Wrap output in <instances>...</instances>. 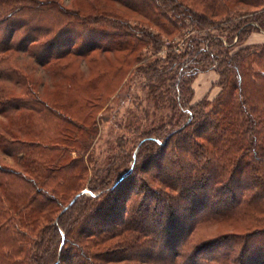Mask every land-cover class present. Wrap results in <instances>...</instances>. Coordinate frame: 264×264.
<instances>
[{"label":"rangeland","instance_id":"1","mask_svg":"<svg viewBox=\"0 0 264 264\" xmlns=\"http://www.w3.org/2000/svg\"><path fill=\"white\" fill-rule=\"evenodd\" d=\"M7 2L8 7L0 6V135L5 134L3 137L8 141L0 143V165L14 172L0 171V264H49L60 254L59 264L83 263L89 259L80 252L78 240L81 239V246L89 254L98 250V246H91L81 234V238L78 237L81 226L69 222V213L56 224V229L44 233L42 227L55 221L77 192L84 191L80 202L86 203L90 189L95 188L93 193L102 195L117 176L133 165L138 133L161 126L164 130L170 129L166 124L172 120V111L167 97L177 92L173 80L183 74L185 79L190 77L186 69L190 61L183 66L177 64L181 68H172L171 57L178 62L184 56L185 61L190 38L198 37L204 30L188 25L180 32L173 31L170 36L161 35L159 40L147 43L139 41L144 36L138 34V30L143 28L159 34L156 28L111 0H94L96 7L89 5V0ZM261 2L258 7L235 9L229 18L218 17L214 25L217 29L209 26L207 30L223 34L226 47L229 32L225 29L230 24L244 21L256 25L254 18L260 9L264 10V0ZM108 8L111 14L120 16L137 30L121 27L118 34L99 37L102 28L112 32L117 29L102 22L99 23L103 24L101 26L80 24L70 13L62 14L79 9L83 16H94L97 11ZM229 34L232 35L229 54L240 46L264 44L263 30ZM111 40H116L120 46L112 44ZM82 42L87 45L100 42L106 49L78 55L77 48ZM8 45L11 48L3 50ZM258 55L242 59L245 70L240 88L237 85L234 88L235 75L227 72V81L220 84L217 68L200 70L190 83L194 93L185 107H199L196 104L203 98L213 102L224 97L227 101L230 99L227 105L233 104L239 111L244 109L241 100L246 99L256 106L255 116L258 121L261 118L262 123L254 121L253 132L248 129L240 139L248 141L257 137L264 143V55ZM46 59L51 60L45 63ZM164 69L161 79L152 81L149 78ZM240 92L243 93L241 99ZM180 94L188 96L185 90ZM8 104L12 110L3 112L2 106ZM241 115L245 117V114ZM242 149L247 157L254 154L252 147ZM25 151L28 154L23 156ZM261 163L263 166V161ZM132 174L127 184L114 191L118 192L113 193L112 200L124 191L129 192L127 186L131 182L139 184L138 175ZM28 178L31 179L28 181ZM113 204L111 201L104 206L113 210ZM185 209L184 205L178 212L183 225L193 214ZM213 209L217 210L198 216L193 230L180 246L177 262L185 264L194 257L199 264H236V256L240 253V246L236 244L215 243L214 250L204 248L202 253L194 255L197 246L223 234L236 232L244 237L248 232L246 229H253L247 227L249 218L240 215L236 209L225 211L218 205ZM57 228L67 233L61 250L60 244L57 247V241L53 239V235L58 234ZM84 228L88 229L89 225L85 224ZM43 234L47 242L40 240ZM37 240L43 241L36 247L42 253L39 259L35 258L33 248ZM248 243L264 249V233L251 235ZM53 244L56 253L55 246L52 251ZM144 247L137 249L135 246L128 251L137 250L148 264H170L164 246L151 240ZM252 252L257 255L254 250Z\"/></svg>","mask_w":264,"mask_h":264},{"label":"trees","instance_id":"2","mask_svg":"<svg viewBox=\"0 0 264 264\" xmlns=\"http://www.w3.org/2000/svg\"><path fill=\"white\" fill-rule=\"evenodd\" d=\"M7 1L0 0V6L8 7ZM111 1L135 13L137 17H141L148 24L153 25L159 33L154 34L141 28L137 33H142L144 38H139V41L154 42L159 40L161 35L170 36L174 33L173 31L180 32L182 27L188 25L201 31L204 30V32L198 37L190 38L191 44L185 54L187 55L185 61L184 56L178 62L173 60L175 57H171L172 68H181L184 63L190 61L186 68L189 71L187 76L190 75V77L185 79L183 76L185 74H183L173 80L175 92H177L171 93L167 97L172 111V120L166 124L170 129L164 130L161 126L138 133L137 144L134 145L133 151L135 159L133 165L130 164L121 175L117 176L102 195H95L92 190L95 188L90 189L91 195L86 203L80 202L84 197V191L77 192L57 214L55 221L53 220L42 227V231L45 230V233L46 230L56 229V224L65 214L69 213V222L71 221L75 225L78 223L81 226L77 231L78 237L81 238V234L85 237L83 240L88 241L91 246H98V250L89 254L85 252L84 247L81 246V239L78 240V238L80 252L89 259V261L79 264H99L98 261H102L104 264H148L147 261L144 262L145 257L136 252L137 250L128 251V249L135 246L137 249L143 248L151 240L165 247L170 264H181L176 261V257L180 255V246L188 233L193 230L198 216L206 211H216L217 209L213 208L218 205L225 211L236 209L240 215L248 217L249 225L247 227L253 229H246L248 232L244 237L238 236L236 232L223 234L197 246L194 255L202 253L204 248L214 250L215 243H229L240 246L236 264H262L264 249H258L256 245L249 246L248 239L253 234L264 233V165L262 166L261 163L263 161L264 164V143L263 141L261 143L256 136L248 141L240 139L248 129L253 132L254 124L252 123L254 121L262 123L261 118L258 121L255 116L257 108L246 99H242L241 104L244 109L238 111L236 110L238 107L233 104L227 105L230 99L227 101V98L224 97H218L213 102H208L207 98H203L196 104L199 107H185L191 102L194 93L190 83L200 70L217 68L221 77L220 84L227 81V72L229 75H235L234 88L236 85L240 88L245 70L242 59L255 56L256 53H259L258 56L264 55V44L240 46L232 54H229L232 48H228L232 45L230 44L232 35L229 36V33L236 35L238 32L240 35L243 31L251 29L264 31L263 9H260L259 14L254 18L256 25L244 21L230 24L229 28L225 29L229 32L226 36L229 44L226 47L223 45V34L207 30L209 26H214L217 23L218 17L229 18L230 13L235 9L246 10L245 6L258 7L262 5L261 0ZM89 3L96 7L94 0H89ZM108 9H101L94 16H83L79 9L74 12L66 11L62 14L70 13L80 24L100 26L107 24L117 29L112 32L102 28L99 30L101 33L99 37L106 38V36L118 34L117 31L122 29L121 27H125L127 30L133 28L129 22L121 19L120 16L111 14V9ZM101 22L103 24H99ZM213 28L217 29V26ZM96 29L98 28L94 30ZM93 37L98 36L93 34ZM115 42L116 40H111L112 44ZM115 45L120 46L116 43ZM10 48L8 45L3 50ZM77 49L76 54L86 55L95 49H106V45H101L100 42L87 45L82 42ZM194 53L199 56L197 57ZM193 54L194 56H192ZM202 54H204V58H202ZM189 58L192 59L189 60ZM50 60L46 59L44 62L47 63ZM44 62L41 61L43 64ZM252 62L254 61L252 60ZM204 63L207 64L204 65ZM177 64L181 66H177ZM164 71L165 69L156 73L155 77L150 75L149 78L152 81L159 80L164 76ZM183 90L188 92L187 97L180 94V91L182 93ZM177 93L178 95H176ZM239 98H243V93L240 92ZM201 103L204 106L200 107ZM210 105L211 107L206 109ZM12 108L9 104L2 106L3 112H9ZM241 114H245V117H240ZM183 115H186L185 118ZM173 120L178 123H173ZM262 120L264 119L262 118ZM4 133H7V130ZM3 135H0V143L8 141L4 139ZM242 145L245 148H254V154L247 157V154L243 153L244 146ZM25 152L23 156L28 154V151ZM245 157H247L246 160H244ZM0 171L3 173L14 172L10 169L9 171L5 170L1 165ZM131 174L138 175L139 184L134 185L131 182L127 186L130 187L129 192L124 191L118 194L114 198L115 200H112L113 193L118 192L114 191L119 190L124 183L127 184V179ZM23 176H26L25 172H23ZM30 179L28 178V181ZM111 201L114 202L113 210L106 206ZM104 204L106 205L104 206ZM77 205L80 206L76 207ZM184 205L189 212L193 213L185 225L180 223L178 213ZM92 215L94 218H90ZM85 224L89 225L88 229L84 228ZM57 230L58 234L53 235V239L57 241V247L60 244L61 250L67 240V233H64L60 228ZM40 240H45L44 234L43 239L40 236ZM43 241L37 240L33 243L34 252H36L34 256L37 259L41 258L42 253L36 247H39ZM54 246L56 253L54 244L52 251ZM252 250L257 253L256 256ZM60 255L49 264H59L61 262ZM185 264L199 263L193 257Z\"/></svg>","mask_w":264,"mask_h":264},{"label":"water","instance_id":"3","mask_svg":"<svg viewBox=\"0 0 264 264\" xmlns=\"http://www.w3.org/2000/svg\"><path fill=\"white\" fill-rule=\"evenodd\" d=\"M57 263V262H56ZM55 264V263H54Z\"/></svg>","mask_w":264,"mask_h":264}]
</instances>
